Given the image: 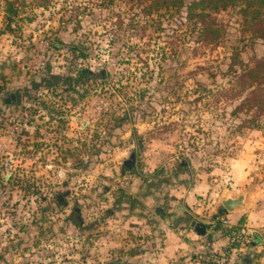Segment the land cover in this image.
I'll use <instances>...</instances> for the list:
<instances>
[{
  "label": "rangeland",
  "instance_id": "obj_1",
  "mask_svg": "<svg viewBox=\"0 0 264 264\" xmlns=\"http://www.w3.org/2000/svg\"><path fill=\"white\" fill-rule=\"evenodd\" d=\"M182 1L0 0V264L118 257L105 218L147 161L165 179L195 167L210 191L237 171V194L264 206V126L238 128L239 97L217 94L230 57L264 58V39L237 0L210 12L222 30L205 44Z\"/></svg>",
  "mask_w": 264,
  "mask_h": 264
},
{
  "label": "crops",
  "instance_id": "obj_2",
  "mask_svg": "<svg viewBox=\"0 0 264 264\" xmlns=\"http://www.w3.org/2000/svg\"><path fill=\"white\" fill-rule=\"evenodd\" d=\"M156 168L147 161L143 179L135 182L131 177L134 186L119 187L122 198L105 218L104 250L118 256L108 264H203L192 255L202 223L218 213L222 196L236 197L246 181L233 171L232 189L220 188V193L216 187L209 190L207 174L202 176L195 167L174 168L166 179ZM223 215L248 234L238 264H264V206L246 205ZM223 244L224 239L209 242L214 248Z\"/></svg>",
  "mask_w": 264,
  "mask_h": 264
},
{
  "label": "trees",
  "instance_id": "obj_3",
  "mask_svg": "<svg viewBox=\"0 0 264 264\" xmlns=\"http://www.w3.org/2000/svg\"><path fill=\"white\" fill-rule=\"evenodd\" d=\"M237 0H194L187 5V15L189 23L192 18L200 19L199 36L203 38L205 44H216L220 38L221 26L210 17V12L217 13L225 10L231 5H235ZM239 12L243 24L251 30L253 37L264 39V0H239ZM182 0H152V6L156 8L172 6L178 8L183 6ZM9 12L15 11L9 8ZM207 35L206 39L205 36ZM210 36V37H209ZM199 37V38H200ZM240 69H236L235 66ZM231 81L228 87H221L217 94L221 98H238V102L232 108L231 114L236 117L244 115L241 125L251 129H262L264 126V58H255L252 63H244L234 53L230 57L228 65Z\"/></svg>",
  "mask_w": 264,
  "mask_h": 264
},
{
  "label": "built area",
  "instance_id": "obj_4",
  "mask_svg": "<svg viewBox=\"0 0 264 264\" xmlns=\"http://www.w3.org/2000/svg\"><path fill=\"white\" fill-rule=\"evenodd\" d=\"M225 240V244L214 248L210 241ZM247 243L245 230L228 217L215 213L202 223V233L192 249L194 261L203 264H238L239 255Z\"/></svg>",
  "mask_w": 264,
  "mask_h": 264
},
{
  "label": "water",
  "instance_id": "obj_5",
  "mask_svg": "<svg viewBox=\"0 0 264 264\" xmlns=\"http://www.w3.org/2000/svg\"><path fill=\"white\" fill-rule=\"evenodd\" d=\"M245 196L243 194L237 195L236 197H230L228 195H224L220 199V206L217 209V212L221 215L234 211L239 208L246 207V204L244 202ZM200 232L202 231L199 229ZM248 236V234L246 233Z\"/></svg>",
  "mask_w": 264,
  "mask_h": 264
}]
</instances>
